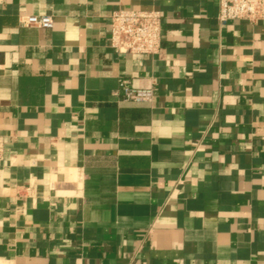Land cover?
Returning <instances> with one entry per match:
<instances>
[{
    "label": "crops",
    "instance_id": "1",
    "mask_svg": "<svg viewBox=\"0 0 264 264\" xmlns=\"http://www.w3.org/2000/svg\"><path fill=\"white\" fill-rule=\"evenodd\" d=\"M119 7L162 12L158 53L110 46ZM217 13L0 0V264H264V23Z\"/></svg>",
    "mask_w": 264,
    "mask_h": 264
},
{
    "label": "built area",
    "instance_id": "2",
    "mask_svg": "<svg viewBox=\"0 0 264 264\" xmlns=\"http://www.w3.org/2000/svg\"><path fill=\"white\" fill-rule=\"evenodd\" d=\"M245 19L264 23V0H218L217 21L220 25L230 20ZM110 46L119 53L155 54L162 45L163 14L158 9L116 8L110 15ZM24 24L43 28L53 27L50 15H28ZM156 87H135L127 78L119 81L122 99L152 101ZM3 147L0 145V158Z\"/></svg>",
    "mask_w": 264,
    "mask_h": 264
}]
</instances>
